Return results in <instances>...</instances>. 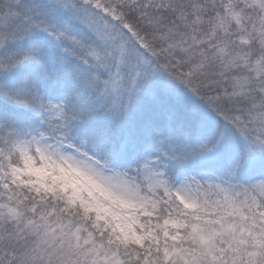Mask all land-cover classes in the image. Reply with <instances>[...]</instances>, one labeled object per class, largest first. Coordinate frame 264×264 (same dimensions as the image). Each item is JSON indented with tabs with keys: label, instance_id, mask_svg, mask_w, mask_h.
I'll use <instances>...</instances> for the list:
<instances>
[{
	"label": "snow or ice",
	"instance_id": "snow-or-ice-1",
	"mask_svg": "<svg viewBox=\"0 0 264 264\" xmlns=\"http://www.w3.org/2000/svg\"><path fill=\"white\" fill-rule=\"evenodd\" d=\"M0 264H264V0H0Z\"/></svg>",
	"mask_w": 264,
	"mask_h": 264
}]
</instances>
